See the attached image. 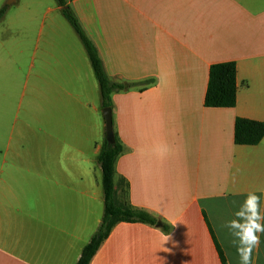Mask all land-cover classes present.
<instances>
[{"label": "crops", "instance_id": "obj_1", "mask_svg": "<svg viewBox=\"0 0 264 264\" xmlns=\"http://www.w3.org/2000/svg\"><path fill=\"white\" fill-rule=\"evenodd\" d=\"M66 1L110 78L151 81L111 97L114 188L161 226L115 225L90 264H240L222 225L249 192L264 207V138L234 143L236 118L264 123V0ZM43 4L1 25L0 264H75L101 221L98 83ZM225 62L236 104L208 108L210 66Z\"/></svg>", "mask_w": 264, "mask_h": 264}, {"label": "trees", "instance_id": "obj_2", "mask_svg": "<svg viewBox=\"0 0 264 264\" xmlns=\"http://www.w3.org/2000/svg\"><path fill=\"white\" fill-rule=\"evenodd\" d=\"M61 15L66 19L81 41L89 59L93 74L98 83L101 109L110 108L113 116L111 97L114 93L137 87L140 90L151 84V81L138 83L116 81L110 78L103 67L97 50L83 32L75 14L66 0H54ZM8 7L0 8V21ZM126 85V88H125ZM237 82L236 66L233 62L213 64L209 69L208 86L204 105L208 108H233L236 104ZM113 120V118H112ZM264 138V123L242 118L234 122V143L240 146H256ZM123 146L114 133V143L102 142L97 155V164L101 171V187L103 193V215L100 224L88 243L83 247L75 264H90L113 227L119 223H141L155 227L159 220L149 212L118 203L115 199L114 176L117 158L122 154Z\"/></svg>", "mask_w": 264, "mask_h": 264}, {"label": "clouds", "instance_id": "obj_3", "mask_svg": "<svg viewBox=\"0 0 264 264\" xmlns=\"http://www.w3.org/2000/svg\"><path fill=\"white\" fill-rule=\"evenodd\" d=\"M222 227L226 228L232 237V244L236 248L240 264H254L253 252L261 243L264 234V207L262 197L256 192H249L242 203ZM169 237H165V242Z\"/></svg>", "mask_w": 264, "mask_h": 264}, {"label": "rangeland", "instance_id": "obj_4", "mask_svg": "<svg viewBox=\"0 0 264 264\" xmlns=\"http://www.w3.org/2000/svg\"><path fill=\"white\" fill-rule=\"evenodd\" d=\"M11 1H13V0H3V2L0 3V8L3 7L4 5H6L8 7L6 13L4 14V16L2 18L3 20L0 24V38L8 36L7 33H2V30H1L2 23L7 24L13 18H16V17L26 18V16L28 15L27 10L25 8H23L24 4L27 2V0H16V1H13L11 4H8V2H11ZM35 1L40 2V3H44L43 5H45V6H43L41 11H44V8L46 10V8H48L47 6H49L50 8H56V10L54 9V11L51 12V14L49 15V18L50 19L55 18L56 23L57 24L60 23L62 25L63 32L67 33L68 36H73V40H75V42L77 43L78 47L80 48V50H81V52L85 58V60H87V54L84 50V47H83L81 41L79 40L78 36L76 35L74 30L69 25V23L66 21V19L61 15L59 10L57 9V5H56L55 1L54 0H35ZM45 24L46 25L48 24V20L45 22ZM38 28H39V26L35 25L36 31ZM90 72H91L90 74H92V76H93L92 78H93L94 83L97 84V81H96L95 76L93 75L91 69H90ZM89 91L90 92L93 91V94H90L91 95L90 100L95 99L94 100L95 103H98V105H100L99 115H100L101 123L103 126V115H102V109H101V98H100L99 88L96 87L95 89H92ZM84 112L89 114V111L87 109H84ZM101 137H102V142H103L105 139L103 127H102ZM90 147H91V144L86 141V143H84V149L87 148L85 153H86V156H89V157L92 156V152H91ZM99 185H100L99 186L100 190H102V188H101V172L99 175ZM101 197H102V195H101ZM98 212H99L100 218H102V215H103V199H102V201L99 202Z\"/></svg>", "mask_w": 264, "mask_h": 264}, {"label": "water", "instance_id": "obj_5", "mask_svg": "<svg viewBox=\"0 0 264 264\" xmlns=\"http://www.w3.org/2000/svg\"><path fill=\"white\" fill-rule=\"evenodd\" d=\"M15 1V0H13ZM13 1L8 2L11 4ZM126 88V85H125ZM102 115L104 120V134L107 144L111 145L114 143V132H113V120H112V111L110 108L102 109ZM157 227L161 226L160 222L156 224Z\"/></svg>", "mask_w": 264, "mask_h": 264}]
</instances>
